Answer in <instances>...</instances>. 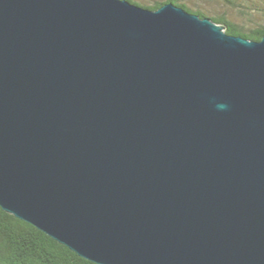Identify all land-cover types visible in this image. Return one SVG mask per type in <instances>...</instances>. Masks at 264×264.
I'll list each match as a JSON object with an SVG mask.
<instances>
[{
  "label": "water",
  "instance_id": "95a60500",
  "mask_svg": "<svg viewBox=\"0 0 264 264\" xmlns=\"http://www.w3.org/2000/svg\"><path fill=\"white\" fill-rule=\"evenodd\" d=\"M0 207L95 264H264V37L0 0Z\"/></svg>",
  "mask_w": 264,
  "mask_h": 264
},
{
  "label": "trees",
  "instance_id": "16d2710c",
  "mask_svg": "<svg viewBox=\"0 0 264 264\" xmlns=\"http://www.w3.org/2000/svg\"><path fill=\"white\" fill-rule=\"evenodd\" d=\"M145 9L158 10L163 5L174 3L186 11L202 18H210L215 23L225 27L230 35L244 37L251 41H261L264 37V27L246 30L226 16H214L201 9L192 8L182 0H153L139 2L126 0ZM231 9L245 8V14L251 16L252 5L247 6L240 0H215ZM255 7V6H254ZM255 11L263 12L255 8ZM0 264H95L81 258L66 246L58 243L33 225L17 219L6 213L0 207Z\"/></svg>",
  "mask_w": 264,
  "mask_h": 264
},
{
  "label": "rangeland",
  "instance_id": "374dc122",
  "mask_svg": "<svg viewBox=\"0 0 264 264\" xmlns=\"http://www.w3.org/2000/svg\"><path fill=\"white\" fill-rule=\"evenodd\" d=\"M139 2H149L153 0H137ZM166 1V0H159ZM184 3L192 8L201 7L204 11L210 13L214 16H226L236 24L240 25L246 30L256 29L264 27V11H255V8L264 10V0H240V3L244 5L251 4L253 14L251 16L245 14L247 10L245 8H235L231 9L227 6H222L219 2L215 0H182ZM255 6V7H254Z\"/></svg>",
  "mask_w": 264,
  "mask_h": 264
},
{
  "label": "clouds",
  "instance_id": "9594fccd",
  "mask_svg": "<svg viewBox=\"0 0 264 264\" xmlns=\"http://www.w3.org/2000/svg\"><path fill=\"white\" fill-rule=\"evenodd\" d=\"M226 107H227V105H224V104L217 105L218 110H225Z\"/></svg>",
  "mask_w": 264,
  "mask_h": 264
}]
</instances>
